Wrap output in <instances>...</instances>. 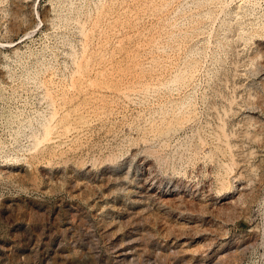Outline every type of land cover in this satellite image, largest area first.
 Returning a JSON list of instances; mask_svg holds the SVG:
<instances>
[{"label":"rangeland","instance_id":"1","mask_svg":"<svg viewBox=\"0 0 264 264\" xmlns=\"http://www.w3.org/2000/svg\"><path fill=\"white\" fill-rule=\"evenodd\" d=\"M0 264H264V0H0Z\"/></svg>","mask_w":264,"mask_h":264},{"label":"bare ground","instance_id":"2","mask_svg":"<svg viewBox=\"0 0 264 264\" xmlns=\"http://www.w3.org/2000/svg\"><path fill=\"white\" fill-rule=\"evenodd\" d=\"M147 181H145V183H146ZM151 184V183H150ZM140 185H142V184H140ZM144 186V185H143ZM203 188V187H202ZM205 188V187H204ZM192 189V188H191ZM195 189H198V187H196ZM194 190V189H193ZM205 190H206V188H205ZM140 191V190H139ZM200 191V190H199ZM199 191H197V190H194V192L196 193V194H194V195H200V196H202V199H201V201H204V200H206V199H208L209 198V196L208 195H206L207 193H205V191H204V189H202L200 192ZM208 191V190H207ZM210 191V190H209ZM208 191V192H209ZM145 192V191H144ZM144 192H141L142 193V195H143V193ZM137 194V193H136ZM140 195V194H139ZM148 195V194H147ZM150 195V194H149ZM152 195V194H151ZM141 196V195H140ZM153 196V195H152ZM150 196H148V198H149ZM155 197V196H154ZM190 197V196H189ZM194 197V196H193ZM195 198V197H194ZM145 199H146V197H145ZM197 210V209H196Z\"/></svg>","mask_w":264,"mask_h":264}]
</instances>
